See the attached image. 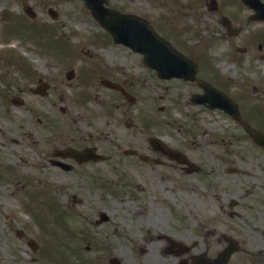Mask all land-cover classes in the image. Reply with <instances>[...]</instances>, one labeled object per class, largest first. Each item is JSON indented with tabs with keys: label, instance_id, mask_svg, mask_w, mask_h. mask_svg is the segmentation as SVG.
Returning a JSON list of instances; mask_svg holds the SVG:
<instances>
[{
	"label": "rangeland",
	"instance_id": "374dc122",
	"mask_svg": "<svg viewBox=\"0 0 264 264\" xmlns=\"http://www.w3.org/2000/svg\"><path fill=\"white\" fill-rule=\"evenodd\" d=\"M26 1L38 13L35 26L24 23L26 14L22 5ZM120 1L138 7L142 0ZM50 6L59 11L58 19L54 20L49 14ZM102 30L82 0H0V83L10 84L12 94L16 93L18 84L37 83L40 77L52 83L50 98L23 91L21 94L28 101L22 108L6 104L0 98V264H55L54 261H61L56 254L65 251L60 246L66 239L65 233L52 237V233L62 226L59 213L55 208L46 209L43 193H35L39 188L32 179L37 170L32 160L16 167L18 169L10 167H15L16 146L8 141L6 135L10 133L3 132L14 130L18 122H23L27 128L28 123H31L37 126L38 131H42L35 119L43 107L57 116L64 113L62 115L78 118L86 104L74 98L81 96L86 80L101 83L100 78L108 76L117 81L135 83L133 90L141 102L134 106L131 117L138 124L130 128L121 126L122 132L135 140L132 144H147L148 133L161 135L169 143L187 148L194 159L204 164L200 172L187 174L179 167L132 168L135 183L139 185L137 189L130 188V192L139 200L119 199L116 202L108 198L106 207L117 209L111 214L114 223H120V218L125 219L128 208L159 211L166 214V217L172 212L175 214L177 210L179 215L171 216V221L179 218L180 223L191 227L207 224L209 217L217 223H223L224 216L216 208V204L221 201L217 197L227 194L239 196L245 187L264 181V151L256 146L240 123L220 109L212 110L204 105L192 104L190 97L194 91L200 92V87L178 78L161 79L154 69L143 62L141 54L126 46L96 39L95 36L101 35ZM258 42L262 41L245 45L246 40H215L207 36L195 44L193 52L199 59L205 44L209 46L206 53L220 70L223 82L215 79L223 86L225 82L229 83L225 86L232 95L243 96L240 100L243 117H251L253 123L263 128L261 117L264 116H251L244 110L248 103H259L264 110V56L259 57L264 50L259 51ZM244 46L248 47L247 51L240 50ZM15 52L24 55L26 61L18 60ZM31 66L33 72L30 71ZM72 68L75 74L68 78L67 73ZM200 75L212 78L213 73L202 70ZM92 89L97 88L93 86ZM60 107H65L66 111L61 112ZM27 108H31V111ZM144 118L149 125L143 126ZM74 127L81 130L85 126L76 124ZM242 155L247 156L246 163H243ZM223 158L228 164H239L245 172H228L225 165L227 162L218 163ZM49 169H53L55 180H63L65 183L69 181L67 184H57L68 185L70 193L76 191L86 198L95 196L81 180L74 182V177L54 168ZM131 178L129 182L132 184L134 179ZM103 190L101 187L98 191ZM254 191L264 194V190L259 187H255ZM85 203L87 206L77 204V207H94L91 199ZM86 215L75 213L68 219L73 229H84L85 237L90 238L84 239L82 256L78 257L82 259L114 253L128 255L125 246H96V232L107 231L111 225L97 227L92 224L91 220L95 216L91 209ZM242 217L233 216L228 223L237 227L244 225ZM248 217L251 218L250 215ZM19 227L24 231L22 236L16 233ZM31 237L39 243L36 252L25 241ZM38 251L42 257L35 260ZM50 251L55 252V255L49 256ZM79 261L76 260V263Z\"/></svg>",
	"mask_w": 264,
	"mask_h": 264
},
{
	"label": "flooded vegetation",
	"instance_id": "af4514ba",
	"mask_svg": "<svg viewBox=\"0 0 264 264\" xmlns=\"http://www.w3.org/2000/svg\"><path fill=\"white\" fill-rule=\"evenodd\" d=\"M256 1L258 0H142L140 6L136 7V12L147 18L161 35L184 51L188 40L202 36L203 33L226 40L255 38L257 20L252 4ZM112 6L123 11H131V7H134L123 1L113 2ZM88 84L97 87L98 94L74 98L77 102L86 104L78 118L62 115L64 113L57 116L43 107L35 119L42 131H38L37 126L31 123L27 122V128L23 122H18L14 130L3 133H10L6 135L8 141L16 146L15 167H10L18 169L16 167L31 160L37 167L32 179L39 188L35 193H43L46 209L55 208L61 216L68 218L73 213L87 216L91 209L93 216H96L91 220L92 224L97 227L111 225L107 231L96 232V246L127 248V256L117 253L113 254L115 257L112 259L111 255L94 256L91 263L196 264L197 255L204 252L207 264H264V194L218 196L217 199L221 201L216 204V208L224 216V222L217 223L209 217L208 223L201 225L200 230L180 223L179 219L171 221V216L175 215L173 212L166 217V214L159 211L151 212L143 208L127 210L125 207V219L120 218V223L113 222L111 214L117 209L106 207L108 198L115 199L116 202L119 199L139 200L127 191L131 187L130 177L136 178L132 168L162 166L184 170L187 165L152 146L133 147L128 144L131 139L122 132L121 126L137 125L130 121L134 102L127 95L133 93L134 83H118L122 90L109 87L106 83ZM6 87V83H0V98L4 102L13 97L9 96V90L5 91ZM51 87L52 83L42 85L38 88L40 93L33 94L50 98ZM16 89V107L22 108L28 98L24 96L25 100L21 101V93L24 89H31V86L24 88L18 84ZM60 109L61 112L66 111L65 107ZM27 110L31 111V108ZM79 119L85 126L84 129L74 127L76 124L82 125ZM139 153H146L148 157L141 159ZM220 162L227 161L218 160ZM49 168L74 177V182L81 180L96 197L90 195L86 198L76 191L70 193L68 185L57 184H67L69 181L65 183L63 180H55L54 171ZM8 170L14 171L10 168ZM47 173H50L49 176ZM259 179L260 177L257 178ZM101 187L104 190L98 191ZM255 187L264 189V181H257ZM254 188L245 189L252 191ZM89 199L94 207H77V204L86 205L85 202ZM101 202L103 205L100 206ZM233 216H243L244 225L237 227L228 223ZM101 217L105 220L98 224ZM64 227L68 228L65 224ZM29 239L25 241L28 242ZM83 239L85 236L80 241L83 242ZM79 264L85 262L80 261Z\"/></svg>",
	"mask_w": 264,
	"mask_h": 264
},
{
	"label": "water",
	"instance_id": "95a60500",
	"mask_svg": "<svg viewBox=\"0 0 264 264\" xmlns=\"http://www.w3.org/2000/svg\"><path fill=\"white\" fill-rule=\"evenodd\" d=\"M86 1L92 8L95 16L101 17L103 24L113 32L117 41H123L132 45L135 49L145 52L146 58L158 68L164 67L163 63H161V57L167 56L165 59L169 61L170 57L176 56L171 48L163 40L158 38L155 33L150 31L147 24L141 19L127 15H119L117 13L115 14L114 12H109L110 15L106 18L105 13L107 10L101 9V0ZM177 57L180 59L179 56ZM181 61H184V59H181ZM167 63L170 65L169 62ZM183 65H185V63H183ZM174 70L175 71L172 72L177 74H182L184 71L182 69H177V67H175ZM203 86L207 89L208 95L199 97L198 99L203 101L208 100L210 105L213 106L222 104L234 116L237 115L235 113L236 105L227 95L207 84H203ZM245 127L258 142L264 144V135L260 131L246 123Z\"/></svg>",
	"mask_w": 264,
	"mask_h": 264
}]
</instances>
